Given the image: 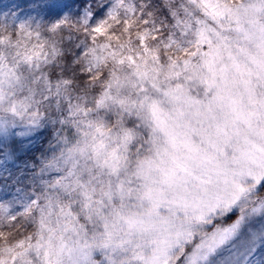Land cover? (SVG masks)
Masks as SVG:
<instances>
[{
  "label": "snow or ice",
  "instance_id": "1",
  "mask_svg": "<svg viewBox=\"0 0 264 264\" xmlns=\"http://www.w3.org/2000/svg\"><path fill=\"white\" fill-rule=\"evenodd\" d=\"M0 191V264H264V0L0 5Z\"/></svg>",
  "mask_w": 264,
  "mask_h": 264
},
{
  "label": "rangeland",
  "instance_id": "2",
  "mask_svg": "<svg viewBox=\"0 0 264 264\" xmlns=\"http://www.w3.org/2000/svg\"><path fill=\"white\" fill-rule=\"evenodd\" d=\"M15 2H20V0H0V5H5L6 6V5H9V4L15 3ZM0 197L7 198L5 196V192L4 191H0Z\"/></svg>",
  "mask_w": 264,
  "mask_h": 264
},
{
  "label": "trees",
  "instance_id": "3",
  "mask_svg": "<svg viewBox=\"0 0 264 264\" xmlns=\"http://www.w3.org/2000/svg\"><path fill=\"white\" fill-rule=\"evenodd\" d=\"M69 2H72V0H69Z\"/></svg>",
  "mask_w": 264,
  "mask_h": 264
}]
</instances>
